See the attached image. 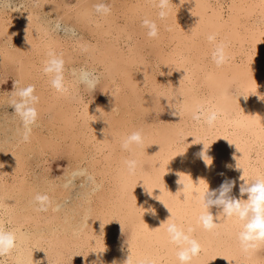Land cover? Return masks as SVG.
<instances>
[{
  "label": "bare ground",
  "instance_id": "obj_1",
  "mask_svg": "<svg viewBox=\"0 0 264 264\" xmlns=\"http://www.w3.org/2000/svg\"><path fill=\"white\" fill-rule=\"evenodd\" d=\"M22 2L0 0V66L14 76V88H0V222L17 234L0 264H122L128 252L132 264L143 256L178 264L159 225L170 213L158 199L200 242L190 264H264V244L240 247L235 216L213 205L217 226L205 230L198 222L206 183L217 189L231 178L230 195L246 198L240 184L264 176V0H173L164 19L152 0H113L100 15L99 0H81L74 9L55 0ZM43 6L57 9L49 16ZM145 17L156 20L155 38L145 33ZM210 33L226 45L228 59L219 67ZM50 49L64 59L68 93L55 91L41 71ZM80 68L99 74L96 99L86 100L84 87L73 83L72 70ZM28 84L38 115L25 142L9 107L16 88ZM196 103L219 110L213 125L192 119ZM157 105L166 107L167 119L152 111ZM134 129L142 130L143 146L122 151L121 137ZM202 151L212 158L209 166ZM129 155L139 161L134 174L122 163ZM55 157L66 160L59 171ZM37 192L50 198L46 211L38 210ZM113 218L119 222H108Z\"/></svg>",
  "mask_w": 264,
  "mask_h": 264
},
{
  "label": "clouds",
  "instance_id": "obj_2",
  "mask_svg": "<svg viewBox=\"0 0 264 264\" xmlns=\"http://www.w3.org/2000/svg\"><path fill=\"white\" fill-rule=\"evenodd\" d=\"M185 2L186 0H179L180 4ZM172 3L173 0H152L153 6L157 9L156 14L160 19L167 17ZM176 5L179 6V4ZM94 7L99 13H107L110 10L108 4L105 3L104 0H99V2L94 5ZM141 23L145 29L146 35L149 38H155L157 36L158 26L156 20L145 17L142 19ZM56 26L57 28L60 27L59 24ZM207 40L212 44L210 53L212 62L218 67L223 65L228 59L225 43L223 41H217L215 34L211 33L207 35ZM41 71L47 76L49 85L55 91L59 93L69 92L70 84L65 78V62L62 55L50 49L46 54L45 60L43 61ZM72 75L74 77L73 83L77 86L82 85L85 91L88 92H93L100 80L99 74L88 68H80L79 70L73 69ZM252 93H256V90ZM257 95L258 98H260V95ZM244 96L247 98V95ZM37 101L38 97L34 94V85L32 84L18 87L14 91L10 106H12V109L15 111L22 123V141L26 142L30 139L32 126L35 124L38 115L37 108L35 106ZM176 114H178L181 118V113L178 112V110ZM218 116V109L215 107L206 106L202 103H196L191 109V117L193 120L203 121L209 126L215 123ZM223 138L227 139L226 137ZM228 142L232 143L229 140ZM209 145L210 144L204 146V149H207ZM140 146H143V134L141 129L131 130L130 132L123 135L120 139V148L122 151L133 153L134 149ZM201 156L205 162V165L209 166L212 160L211 156L207 155L204 151L201 152ZM206 158L210 159H207L206 162ZM122 163L130 174H134L138 167L139 161L134 155H129L123 159ZM236 167L240 168L237 163ZM179 183H181L184 187L183 181L179 180ZM234 183L235 181H233L231 178H228L222 181L217 189H210L206 183V187L199 192V200L201 202L202 209L198 216V222L203 229L212 230L217 226L218 220L220 219L218 213H222L223 216L226 217L235 216L240 222L238 231L236 233V238L240 247L245 250L255 249L259 245L264 244V176H256L247 182L244 181V183L240 184L239 192L241 194L246 193V198H236L230 195ZM154 188L158 187H153L151 192ZM158 189L160 190V188ZM193 191L195 192L196 190L194 189ZM148 193L151 194L149 191ZM156 198L158 199V196ZM33 199L36 202L39 211H46L49 204L51 203L47 193L37 192ZM158 200L163 203L170 213V215H168L167 218L163 220L164 223L161 221L159 225L164 227L169 242L176 247V258L178 264H190L192 258L197 256L200 252V242L191 234L192 230L190 228L185 230V228L178 224L175 219H170L172 216L171 210L162 200ZM213 205L218 206L220 209L215 218L212 212L209 210L210 206ZM148 211H152L154 213V209L149 208ZM112 220L117 219L113 218L108 222ZM106 223H104L102 227L100 224L101 231L103 230V227ZM16 243V232L7 229L4 224L0 222V256L7 254L12 249H14L16 247ZM104 250L105 247L103 249H95L92 251L99 254ZM97 259H99V256ZM34 264H40V261L36 260ZM91 264H97V260H93ZM100 264H103V261H100ZM112 264H116V261L113 260ZM122 264H132V258L129 255V252L126 259L122 261ZM136 264H156V261L151 256H143L137 259Z\"/></svg>",
  "mask_w": 264,
  "mask_h": 264
},
{
  "label": "rangeland",
  "instance_id": "obj_3",
  "mask_svg": "<svg viewBox=\"0 0 264 264\" xmlns=\"http://www.w3.org/2000/svg\"><path fill=\"white\" fill-rule=\"evenodd\" d=\"M21 1L28 2V4L30 5V4H32L33 2H37L38 0H10V4H11L12 6L15 4V5L21 7V5L23 6V2L20 3ZM55 1H56V4L59 3V5H60L61 2H62V4H65V5H67V6L71 5L72 9H74V4H75V6H76L77 3H79V1H81V0H55ZM82 1H84V0H82ZM112 1H113V0H112ZM112 1H111V0H104V2L108 4V7H110L111 4L114 3V2H112ZM225 1H226V0H225ZM96 3H97V2H96ZM94 5H95V4H94ZM50 6H51V5H50ZM50 6H45V7L43 6V7H41L40 9H41L42 11H43L44 9H46V10H47V12H46L47 15L51 16L50 14L54 15V13H55V9H57V7H56V8L53 7V10L48 11V8H49ZM94 9H95V8H94ZM71 12H72V11H71ZM95 12H96V14L98 13V14L100 15V13L96 11V9H95ZM136 32L138 33L137 30H135V33H136ZM139 46H140V45H139ZM148 46H149V45H148L147 43H146V44L144 43V40L141 41L140 49H142V51H143V53H144V55H145L146 60L150 61L149 63H151V59H152L153 56H152V52L149 50L150 47H148ZM8 67H9V66H7V67L0 66V70L2 71V73H0V74H1V75H0V88H1L2 90H7V92H9L12 88H14V76L12 75V73L10 72L11 70H10ZM155 67H156V66H155ZM155 67H154V68H155ZM98 93H99V90H97V89L93 90L92 93L83 90L81 96L86 97V100H89V99H96V98L98 97ZM9 110H10V111L13 110V109H12V106L9 107ZM152 111H154V112L156 113V116H157L158 118H160L161 120H165V119H167V117H168V116H167V115H168V110L166 109L165 106L157 105L156 109H155V110L152 109ZM65 163H66L65 158H62V157H57V158H56V157H55V159L52 160L51 165L53 166V169H54V170L59 171V170L62 169V167L65 165Z\"/></svg>",
  "mask_w": 264,
  "mask_h": 264
}]
</instances>
